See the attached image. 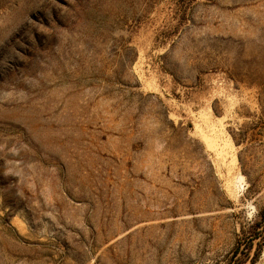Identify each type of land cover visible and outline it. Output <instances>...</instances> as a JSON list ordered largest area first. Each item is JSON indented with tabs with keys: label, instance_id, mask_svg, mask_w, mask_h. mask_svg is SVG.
<instances>
[{
	"label": "rangeland",
	"instance_id": "1",
	"mask_svg": "<svg viewBox=\"0 0 264 264\" xmlns=\"http://www.w3.org/2000/svg\"><path fill=\"white\" fill-rule=\"evenodd\" d=\"M0 264H264V0H0Z\"/></svg>",
	"mask_w": 264,
	"mask_h": 264
},
{
	"label": "bare ground",
	"instance_id": "2",
	"mask_svg": "<svg viewBox=\"0 0 264 264\" xmlns=\"http://www.w3.org/2000/svg\"><path fill=\"white\" fill-rule=\"evenodd\" d=\"M240 179H242V177H240Z\"/></svg>",
	"mask_w": 264,
	"mask_h": 264
}]
</instances>
